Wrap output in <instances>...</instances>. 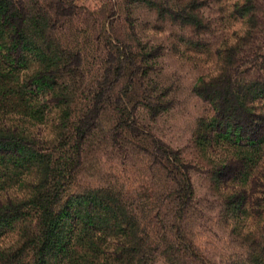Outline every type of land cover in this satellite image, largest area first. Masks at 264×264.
<instances>
[{"label":"trees","instance_id":"obj_1","mask_svg":"<svg viewBox=\"0 0 264 264\" xmlns=\"http://www.w3.org/2000/svg\"><path fill=\"white\" fill-rule=\"evenodd\" d=\"M196 2L157 4L201 25ZM78 8L76 0H0V264H210L182 228L191 165L139 120L140 109L155 116L170 106L168 89L150 77L160 47L133 26L128 36L106 34L103 20L88 36L86 70L73 39ZM231 12L245 29L219 44L214 70L193 84L211 108L193 139L247 248L226 264H264V6L236 0ZM95 139L148 154L164 172L160 195L137 204L113 184L74 188ZM151 211L152 228L169 227L157 238L141 219Z\"/></svg>","mask_w":264,"mask_h":264},{"label":"rangeland","instance_id":"obj_2","mask_svg":"<svg viewBox=\"0 0 264 264\" xmlns=\"http://www.w3.org/2000/svg\"><path fill=\"white\" fill-rule=\"evenodd\" d=\"M149 1L76 0L79 8L73 23L80 27V31L73 39L85 53L86 70L88 36L95 34L103 20L106 26L110 22L106 34L128 36L133 26L137 38L160 47L161 52L153 60L150 77L168 89L164 97L169 99L170 106L155 116L147 113L146 109H140L139 120L171 147L179 149L182 159L191 165L193 199L182 218L183 232L210 264H226L243 257L247 248L231 232L229 222L222 214L221 196L211 184L208 160L195 145L193 133L198 119L209 115L211 108L207 101L194 93L192 87L197 77L214 70L217 62L215 50L219 44L226 39L234 41L245 29V23L243 18L231 12L236 0H198L194 11L202 17L201 25L175 21L157 4L170 7L188 4L191 0H155V5ZM261 3L264 6V0ZM81 97V94L77 97L76 110L80 108ZM53 114L50 118L54 117ZM39 126L45 130L49 128L48 124ZM163 174L160 166L151 164L148 154L140 150L125 153L111 147L106 140L95 139L74 188L113 184L139 204L141 198L155 199L160 195ZM154 213L151 211L141 219L152 229V237L157 238L163 229L168 231L169 227L162 220L163 228H152L156 223L152 218ZM172 235L169 234L168 238ZM12 237L10 232L4 239L8 241ZM160 246L162 249L167 247L166 237Z\"/></svg>","mask_w":264,"mask_h":264}]
</instances>
